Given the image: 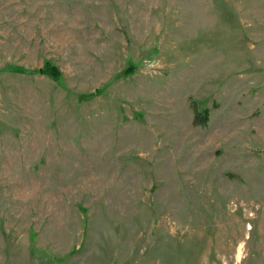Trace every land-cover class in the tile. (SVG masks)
I'll return each mask as SVG.
<instances>
[{"label": "rangeland", "instance_id": "rangeland-1", "mask_svg": "<svg viewBox=\"0 0 264 264\" xmlns=\"http://www.w3.org/2000/svg\"><path fill=\"white\" fill-rule=\"evenodd\" d=\"M0 264H264V0H0Z\"/></svg>", "mask_w": 264, "mask_h": 264}, {"label": "trees", "instance_id": "trees-1", "mask_svg": "<svg viewBox=\"0 0 264 264\" xmlns=\"http://www.w3.org/2000/svg\"><path fill=\"white\" fill-rule=\"evenodd\" d=\"M46 67H47L49 73H50L52 76H54V77H58V76L60 75V71H59L58 68H57L55 65H53L52 63L47 62Z\"/></svg>", "mask_w": 264, "mask_h": 264}]
</instances>
